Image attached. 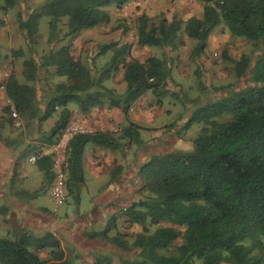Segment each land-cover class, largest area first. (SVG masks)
<instances>
[{"label": "trees", "instance_id": "1", "mask_svg": "<svg viewBox=\"0 0 264 264\" xmlns=\"http://www.w3.org/2000/svg\"><path fill=\"white\" fill-rule=\"evenodd\" d=\"M137 1L46 0L40 9L49 18L51 39L62 19H66L65 35L72 36L81 30L108 25L111 19L107 9L120 10ZM196 1L202 5L201 18L185 22L144 14L138 18L137 45L160 48L163 58L126 62L129 46L115 48V44H105L100 46L99 55L113 52L98 78H92L72 58L67 46L50 51L39 62L29 58L23 62L26 80L35 82L38 72L47 68H54L58 76L68 80L67 85L57 86L43 110L36 101L34 87L19 84L13 72L3 85L6 98L19 114H29L43 122L60 110L49 131L51 145L69 124L68 104L75 102L80 112L105 104L121 110L127 122L121 138L140 146V128L127 117L132 105L144 94H160L170 81L169 54L184 45L180 32L196 42L192 50L195 57L205 52L209 36L219 25L232 37L253 43L258 56L252 66L251 56L234 61L238 78L251 68L253 86L193 112L184 128L202 125V129L193 141L192 152L171 151L151 156L139 168L142 190L147 196L123 210L126 224L141 227L132 244L128 245L118 234L109 236L114 221L102 232L90 236L124 253H135L122 264H264V0ZM33 20L31 15L19 22L27 45L33 36ZM118 63L123 65L126 84L121 94L101 85L103 75L107 77ZM223 115L230 116V120L220 122ZM88 144L120 147L118 140L108 133L82 134L72 139L66 191L76 204L84 184L82 159ZM36 165L53 178L49 156ZM163 223L172 226L162 227ZM151 227L155 228L152 233ZM179 239L180 244L174 246ZM40 253H46L48 259L40 258ZM0 264L72 263L64 259L60 243L51 233L40 237L24 233L14 239L0 238Z\"/></svg>", "mask_w": 264, "mask_h": 264}, {"label": "rangeland", "instance_id": "2", "mask_svg": "<svg viewBox=\"0 0 264 264\" xmlns=\"http://www.w3.org/2000/svg\"><path fill=\"white\" fill-rule=\"evenodd\" d=\"M45 1L12 0L11 3H7L5 0H0V238L14 239L24 233L35 237L44 235H36L27 229L21 208L12 205L7 211L4 210L5 198L2 195L6 181H10L14 188H23L24 183L25 186H36L35 179L32 178L36 172L37 162L32 164L30 158L36 153L48 152L51 146L48 140L49 131L60 111L57 109L51 118L43 122L38 121L37 118H31L29 114H19L4 93L3 85L10 73H14L19 84L34 87L36 101L40 110H43L57 86L67 85L68 80L66 77L58 76L54 68H47L38 72L35 82L28 81L23 75L25 60L33 58L39 62L50 51L67 46L72 58L79 61L92 78H98L113 52L99 55L100 46L105 44H115V48L129 46V57L125 58L126 62L131 60L144 62L151 57L165 56L160 48L137 45L136 22L142 14L151 18L162 16L168 21L176 18L182 22L202 16V5L196 0H139L120 10L113 7L107 9L111 19L108 25L81 30L72 36L65 35L66 19H62L58 22L53 37L49 39V18L40 9ZM31 15L34 16L33 36L31 43L27 45L19 22L28 20ZM179 36L184 45L169 54L171 79L162 93L147 92L131 107L130 114L134 115L136 124L140 128L141 145L121 138L122 130L127 125L125 123L114 127L109 132L120 144V150H118L120 162L124 161L126 164L125 157L130 156V165L135 174L132 184L136 192V201L147 196L142 190L143 179L138 171L150 155L157 156L156 153L163 154L171 151L182 153L193 151V141L199 135L202 125H192L188 129H185L184 125L195 110L222 101L231 94L253 86L251 68L240 78L236 76L234 69V61L239 60L241 56H251V66L253 65L258 56V53L254 52L253 43L243 38L232 37L223 25H219L209 36L205 52L195 57L192 55V50L196 42L187 38L182 32ZM104 75L101 79L103 87L113 90L116 94H121L125 90L122 63H118L107 77ZM102 107L108 106L105 104ZM6 108H9V111H5ZM11 109L17 114V122L20 124L18 127L15 126L11 116ZM68 109L71 112L69 123L83 124L77 118L79 112L77 104L70 102ZM229 120L228 115H223L219 119L220 122ZM148 125L158 127L149 129L146 127ZM155 131H160L162 138L153 139L152 135ZM23 175H27L25 182L19 179ZM46 177L48 178V175ZM43 184L46 186L45 180ZM51 184L52 182L48 184V189ZM132 203L134 202L130 199L121 201L115 206V226L109 233V236L118 234L128 245H131L135 235L141 232L140 226H130L125 223L123 210ZM73 204L74 202L67 197L64 204L55 209L50 200L45 214L46 222L56 224L54 228H58L60 232L74 231L77 235H82L80 236L82 238L77 241L79 244L76 253L69 248H64L63 256L66 261L72 264H122L124 260L133 258L134 252L124 253L98 239L93 240L94 242L89 239L93 232L94 234L102 232L103 228L96 231L90 230L85 234L81 225L75 224L70 227L69 223L63 224V221L72 214L70 206ZM67 207H70V213ZM32 215V219L39 220V216L35 217L34 213ZM41 221L44 222L43 219ZM161 226L172 225L163 223ZM65 229L66 231H63ZM154 229L151 227L150 233ZM180 242V239L177 240L174 246ZM39 257L47 260L49 256L46 253H40Z\"/></svg>", "mask_w": 264, "mask_h": 264}, {"label": "crops", "instance_id": "3", "mask_svg": "<svg viewBox=\"0 0 264 264\" xmlns=\"http://www.w3.org/2000/svg\"><path fill=\"white\" fill-rule=\"evenodd\" d=\"M77 118L94 133L109 134L114 127L122 125L123 123L127 124L121 110L109 107L91 108L86 112L79 111ZM127 120L133 124L137 123L134 115L130 113ZM153 122L155 121L153 120ZM148 126L146 127L149 129H156L158 127L156 125ZM152 138L159 140L162 138L161 132L155 131ZM118 150H120V147L111 149L94 144H88L85 147L82 159L84 184L80 188V199L77 204L74 203L70 206L72 208V214L63 221V224L69 223L70 227L75 224L81 225L84 230L83 233L85 234L90 230L96 231L97 229H104L107 225L111 224V221H114L116 205L121 201H129L130 199L132 202H137L135 200V188L132 184L135 174L132 170V165H130V156L127 155L125 157L126 164L124 161L120 162ZM42 153L45 156H49L50 147L47 153ZM20 177L19 179H23L24 182L27 181L24 180L27 175ZM32 179H35L36 186H25L26 184L24 183L23 188H14L10 181L5 182L2 195L5 198L4 210L7 211L12 205L16 206V208H21L24 214L22 218L25 219L24 224L27 229H30L34 234L39 236L51 233L59 241L62 251L64 248H69L70 251L76 253L79 244L77 241L82 238L80 237L82 235H77L74 231L60 232L58 228H54L56 224L52 225L51 222H46L45 219V214L48 209L47 205L51 200L48 184L52 182V179L49 176L47 178L37 165L35 175ZM44 180L46 181V186L43 184ZM70 207H67V210ZM70 211L69 209V213ZM33 213L35 217L39 216V220L36 218L32 219ZM42 219L44 222H40ZM63 231H66V229ZM89 239L92 238L89 236ZM93 240L95 239L91 241Z\"/></svg>", "mask_w": 264, "mask_h": 264}, {"label": "built area", "instance_id": "4", "mask_svg": "<svg viewBox=\"0 0 264 264\" xmlns=\"http://www.w3.org/2000/svg\"><path fill=\"white\" fill-rule=\"evenodd\" d=\"M11 116L15 121V126L18 127L20 124L17 122L18 117L13 109H11ZM92 133L94 132L85 125L79 122H71L61 131L56 141L50 146L49 157L53 176L50 187V197L55 209L62 206L67 198L66 170L70 142L77 135ZM44 156L43 153H36L30 158V162L34 164Z\"/></svg>", "mask_w": 264, "mask_h": 264}]
</instances>
